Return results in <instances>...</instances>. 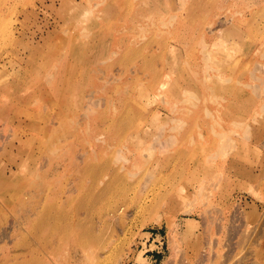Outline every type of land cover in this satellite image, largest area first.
Instances as JSON below:
<instances>
[{"label": "rangeland", "instance_id": "374dc122", "mask_svg": "<svg viewBox=\"0 0 264 264\" xmlns=\"http://www.w3.org/2000/svg\"><path fill=\"white\" fill-rule=\"evenodd\" d=\"M263 82L264 0H0V264H264Z\"/></svg>", "mask_w": 264, "mask_h": 264}, {"label": "bare ground", "instance_id": "6f19581e", "mask_svg": "<svg viewBox=\"0 0 264 264\" xmlns=\"http://www.w3.org/2000/svg\"><path fill=\"white\" fill-rule=\"evenodd\" d=\"M259 69H260V68H259ZM261 69H263V68L261 67ZM258 72H259V70H258ZM255 79H256V78H255ZM257 81H258V80H257ZM261 81H262V80H261ZM263 83H264V82H263ZM261 84H262V82H261ZM261 84H260V85H261ZM255 88H256V86H255ZM257 89H258V88H257ZM253 90H254V89H253ZM255 90H256V89H255ZM255 90H254V91H255ZM257 91H259V89H258ZM263 92H264V91H263ZM255 93H256V92H255ZM256 94H257V93H256ZM263 94H264V93H263ZM262 106H263V107H262L261 109L263 110V109H264V105H262ZM263 111H264V110H263ZM263 111H261V112H263ZM263 186H264V184H263ZM262 190H263V189H262ZM251 193H252L253 196H256V194H255L254 192L251 191ZM260 194H261V193H260ZM260 194H259V195H260ZM257 197H258V196H257ZM263 197H264V196H263ZM263 197H262V200H263ZM190 233L192 234L193 232L190 230ZM245 237H246V236H245ZM238 242H239V241H238ZM247 245H248V244H247ZM228 246H229V245H228ZM246 251H247V250H246ZM239 252H241V253H240V255H241L242 252H244V251H243V248H242V251H239ZM223 257H224V256H223ZM141 259H142V258H141ZM230 260H231V258H230ZM230 260H229V261H230ZM212 264H213V263H212Z\"/></svg>", "mask_w": 264, "mask_h": 264}]
</instances>
